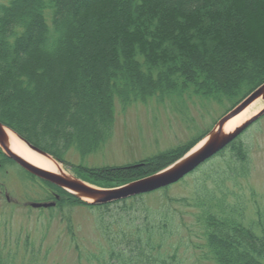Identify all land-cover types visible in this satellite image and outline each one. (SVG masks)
I'll return each mask as SVG.
<instances>
[{"label":"trees","instance_id":"trees-1","mask_svg":"<svg viewBox=\"0 0 264 264\" xmlns=\"http://www.w3.org/2000/svg\"><path fill=\"white\" fill-rule=\"evenodd\" d=\"M69 1L10 0L0 6V121L60 161L72 147L85 155L107 141L117 100L127 106L178 94L201 97L227 112L264 83V0ZM57 62L64 63L65 74L55 92L62 108L51 110L62 119L55 127L53 116L47 122L46 111L29 105L39 99L36 94L48 83L44 76L56 71ZM207 132L145 159V165L88 167V176L81 177L112 187L151 175ZM225 153L230 161L212 165L190 200L167 197L154 211L146 203L148 193L87 205L100 211L98 228L107 242L98 264H178L176 256L165 258L157 248L165 239L159 223L177 217L176 203L198 212L200 235L195 237L204 240L205 259L264 264V211L250 218L248 202L235 190L248 178L249 148L239 138L220 155ZM7 165L16 162L0 149V171ZM23 172L34 183L38 179ZM39 185L46 201L61 195L57 207L62 212L81 204L52 183L41 180ZM45 261L29 238L22 243L17 235L14 240L0 235V264Z\"/></svg>","mask_w":264,"mask_h":264},{"label":"rangeland","instance_id":"rangeland-1","mask_svg":"<svg viewBox=\"0 0 264 264\" xmlns=\"http://www.w3.org/2000/svg\"><path fill=\"white\" fill-rule=\"evenodd\" d=\"M9 2L10 0H0V6ZM68 4L71 5V0ZM37 33L38 30L35 29L34 35L36 36ZM29 48L33 46L29 45ZM79 54L81 55L80 52ZM64 69V63L59 65L58 62L56 71L52 72L46 68L48 73L44 79L49 84L40 87L36 94L39 99L36 100L35 105L28 104L35 110H42L41 113L46 111L47 122L53 116L51 110L55 106L62 108L57 101L58 98L55 97V92H59L63 87L61 80L65 74ZM172 95L171 98L163 99L158 96L127 106L117 100L113 131L99 149L84 155L72 147L64 161L52 156L61 163L66 172L89 182L82 178L87 175L85 168L145 165L147 159L178 148L204 132H209L228 112L224 107L201 97ZM57 118L53 119L55 127L62 121L59 117ZM88 120L86 125L90 127L91 122ZM206 134L184 154L189 152ZM239 138H242L249 148L250 165L248 178L240 180L235 190L244 196L245 202H248L247 214L253 218L256 217V210L264 211V115L233 141ZM232 142L200 164L196 168L202 167L198 172L195 173V169L169 186L148 192L145 198L147 205L149 204L154 211L166 202L167 197L189 200L193 198L195 185L197 186V181H202L204 173L209 171L215 163L220 165L230 161L228 157L231 158V154L225 153L223 156L220 153ZM23 170L16 163V166L7 165L0 171V235L7 233L13 240L17 235L22 243L29 238L31 243L36 244L40 249L41 259L45 258L46 264H98L100 261H97V258L100 259L107 254V242L98 228L100 211L87 206V203L63 189L78 199L81 204L66 208L62 212L57 207L61 195L56 194L55 200L46 201V193L39 185L42 179L38 178L34 183ZM33 202H55V206L34 208L31 206ZM176 207L179 211L176 212L177 217L173 218L174 223H172L173 219H170L168 223L166 221L159 223L165 237L164 241H159L160 244L157 245V248H161L160 253L163 252L162 256L165 258L176 256L178 264H214L204 257L203 250L206 249L203 247L204 240L195 237L196 234L200 235L198 212L189 211L191 209L181 207L180 203H176ZM110 215H107V218Z\"/></svg>","mask_w":264,"mask_h":264},{"label":"water","instance_id":"water-1","mask_svg":"<svg viewBox=\"0 0 264 264\" xmlns=\"http://www.w3.org/2000/svg\"><path fill=\"white\" fill-rule=\"evenodd\" d=\"M258 97L264 100V84L254 90L243 101L236 105L232 110L227 112L198 142L189 152L184 154L178 160L167 166L166 168L153 173L149 176L130 181L124 185L112 188L98 187L84 181L78 176L66 172L61 163L48 152L31 144L28 140L15 132L12 128L0 121V148L4 154L15 161L20 167L30 174L42 180L53 183L60 188L75 195L80 200L88 205H105L128 199L133 196L152 192L160 188L169 186L188 173L195 170L200 164L205 162L210 157L214 156L218 151L227 146L230 142L236 139L250 125L264 115V107L257 113L245 119L241 124L233 129L226 130L228 123L237 115L247 109ZM14 132L33 152L47 157L56 162L60 169L58 172H53L39 167L32 163L22 155L16 153L11 148V138L8 131ZM31 206L34 208H48L55 206V202H33Z\"/></svg>","mask_w":264,"mask_h":264},{"label":"bare ground","instance_id":"bare-ground-1","mask_svg":"<svg viewBox=\"0 0 264 264\" xmlns=\"http://www.w3.org/2000/svg\"><path fill=\"white\" fill-rule=\"evenodd\" d=\"M264 107V100L262 97H258L255 101L242 113L233 118L228 125L226 126V130L233 129L234 127L241 124L245 119L257 113ZM9 136L11 138V148L18 154L22 155L32 163H35L41 168H44L49 171L58 172L60 167L59 165L48 159L47 157L41 156L32 150H30L27 145L12 131H8Z\"/></svg>","mask_w":264,"mask_h":264}]
</instances>
